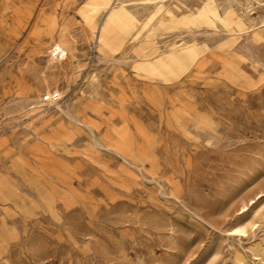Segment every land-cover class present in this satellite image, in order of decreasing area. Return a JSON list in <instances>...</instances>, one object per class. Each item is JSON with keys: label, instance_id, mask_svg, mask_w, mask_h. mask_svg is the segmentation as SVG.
<instances>
[{"label": "rangeland", "instance_id": "374dc122", "mask_svg": "<svg viewBox=\"0 0 264 264\" xmlns=\"http://www.w3.org/2000/svg\"><path fill=\"white\" fill-rule=\"evenodd\" d=\"M86 1L30 0L21 27L0 16V264H264V0H164L112 32L141 70L93 59ZM58 106L104 143L128 121L144 177ZM176 109L208 116L213 139L173 131ZM176 180L203 222L171 199Z\"/></svg>", "mask_w": 264, "mask_h": 264}, {"label": "bare ground", "instance_id": "6f19581e", "mask_svg": "<svg viewBox=\"0 0 264 264\" xmlns=\"http://www.w3.org/2000/svg\"><path fill=\"white\" fill-rule=\"evenodd\" d=\"M29 1L30 0H0V16L2 14L8 17L15 16L17 19L16 25L20 27L23 26L24 14L21 10L24 4ZM165 4L166 2L164 0H88L84 2L79 9V16L87 27L90 35L96 36L95 50L92 52L93 59L125 66L132 64L137 70H141V60L135 61L134 57L130 56L117 57L113 53V47L111 45L112 32L115 31L123 37L132 35L133 30L138 26V18L146 17L152 19L159 14L161 9L163 10L162 7H164ZM156 5L157 9L150 11V9H152L153 6L156 7ZM245 49L250 55L253 56L255 54V50H253L250 45H245ZM171 102V99H167L166 102H163L156 95L150 100V103L157 109H161V107L165 105L171 106ZM58 107L70 120L79 124L87 131L95 145L104 147L108 151L119 155L124 162L123 166H131L144 177L143 170H145V168L143 164L130 152L134 148L135 143L132 140L133 132L130 129L128 121L124 120L123 125L115 131L117 136L116 140L104 143L99 138L98 129L92 122L82 119L68 106V108ZM183 111L184 110L176 109L175 116L167 118L165 121L167 126L185 139L195 140L202 137H205L208 141L213 139V126L208 116L199 112L189 117L185 115ZM133 131L138 134L142 142H147V134L137 127L134 128ZM149 175V178L157 183L161 190L165 189L157 175L153 173H149ZM172 188L173 191L170 193V197L177 205L189 213L193 218L200 219L201 221L205 220L195 204L193 194L190 190L185 188L181 181H173ZM263 191L264 188L261 192ZM261 192H256L252 197L248 198L246 202L238 208L239 212L242 214L246 210L248 204L253 203L255 199L260 197ZM256 229L255 221H251L247 225L237 224L232 227L230 234L247 235L248 231L254 234Z\"/></svg>", "mask_w": 264, "mask_h": 264}]
</instances>
